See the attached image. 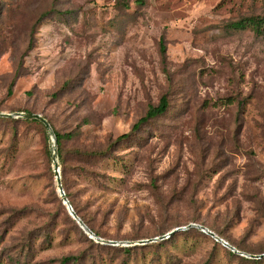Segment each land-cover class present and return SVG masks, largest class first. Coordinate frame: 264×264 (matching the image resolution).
<instances>
[{
  "label": "rangeland",
  "instance_id": "rangeland-1",
  "mask_svg": "<svg viewBox=\"0 0 264 264\" xmlns=\"http://www.w3.org/2000/svg\"><path fill=\"white\" fill-rule=\"evenodd\" d=\"M142 1L0 0V113L72 134L66 191L113 243L56 200L52 133L0 117V264H264L184 229L264 255V24L234 28L264 0Z\"/></svg>",
  "mask_w": 264,
  "mask_h": 264
},
{
  "label": "trees",
  "instance_id": "trees-1",
  "mask_svg": "<svg viewBox=\"0 0 264 264\" xmlns=\"http://www.w3.org/2000/svg\"><path fill=\"white\" fill-rule=\"evenodd\" d=\"M143 1L142 0H139V4H142ZM263 19H259V18H249V19H246L245 21L241 20L237 23L234 24V28H237V29H245L246 27L248 26H252L253 30L255 33L259 34L261 33V26L264 24V21H262ZM164 47L161 46V52L163 53L164 52ZM13 84V82H12ZM12 86V85H11ZM10 86V88L8 89V95L11 94V90H12V87ZM169 107V101L167 99L166 96H162L159 100V103L157 106H150L148 109H147V112L145 113V115L140 118L138 120V122L136 124H134L132 126V129L129 133L127 134H122L120 136H118L116 139H115V142L112 143V145H110L108 147V149L104 150V151H100L98 153H95L96 155L100 156V157H106L109 150L115 145V144H120L126 140H129L130 137L132 136L133 133H135L142 125L148 123L149 121L153 120V119H156L158 117H161L163 116L166 112H167V109ZM44 118V117H43ZM45 119V118H44ZM1 120H5V119H1ZM26 122H30V123H36V124H39L43 129H45L46 127L38 122V121H35V120H26ZM48 122V121H47ZM49 123V122H48ZM50 125V124H49ZM53 132V135L56 139V144H57V153H58V159H59V162H60V166L62 168V162H63V159H62V142L64 140H69L71 137H72V134L71 133H67V134H60L56 131H52ZM55 177V175H54ZM60 181H61V185H62V188H63V191L65 193V196L66 198L68 199L73 211L75 212V214L80 218V220L88 227V229H90V231H92L96 236L100 237L99 233L96 232L94 230V228L91 226V221H90V218L88 217L87 213H85V211L81 208L78 207V205H76L71 199H70V195L67 193L66 191V177H65V172L63 171V168H62V175L60 177ZM56 188V187H55ZM54 194H55V197H56V200L59 202V204L61 205V207L64 209V205L62 204V201L60 199V197L57 196V194L55 193V189H54ZM66 209V207H65ZM67 218L69 219V221L71 223H73V225L75 227H79L76 222L67 214L66 215ZM81 230V229H80ZM82 231V230H81ZM83 232V231H82ZM174 234V233H173ZM88 237V236H87ZM89 239V238H88ZM91 240V239H90ZM263 258V257H262ZM255 259V263H259V261L262 259ZM71 260V258L67 257V258H63L60 262V264H67L69 261Z\"/></svg>",
  "mask_w": 264,
  "mask_h": 264
},
{
  "label": "water",
  "instance_id": "water-1",
  "mask_svg": "<svg viewBox=\"0 0 264 264\" xmlns=\"http://www.w3.org/2000/svg\"><path fill=\"white\" fill-rule=\"evenodd\" d=\"M0 117L1 118L35 120V121H38V122L42 123L46 127V129L49 130L52 133V137L53 138L49 137L50 138V142H51L50 158H51V162H52V170H53V173L55 175L56 192L59 195V197H60V199L62 201V204L66 207L68 215L76 222V224L79 226V228L83 231V233L85 235L88 236L89 239L94 240L95 242L102 243V244H113L110 241H106V240L101 239L100 237L96 236L92 231H90V229H88V227L75 214V212L73 211L68 199L66 198L65 193H64L63 188H62V185H61V181H60L56 139H55V137L53 135L52 129H51L49 123L47 122V120L44 119L39 114L22 113V112H16V113H13V114L0 113ZM192 227L200 229V231L202 233H206L211 238H213L216 242L222 243L224 246H227L228 249L232 253L239 254V255H244V256L250 257L251 259H260V258L264 257V255L252 256V255H246V254L240 253L234 247L230 246L228 243L223 241L221 238H219L213 232L209 231L207 228H205L203 226L190 224L184 229H189V228H192ZM178 230L179 229L170 232L167 236L172 235L174 232H176ZM167 236L166 237H161L159 239L167 238ZM154 240H158V239H154Z\"/></svg>",
  "mask_w": 264,
  "mask_h": 264
},
{
  "label": "bare ground",
  "instance_id": "bare-ground-1",
  "mask_svg": "<svg viewBox=\"0 0 264 264\" xmlns=\"http://www.w3.org/2000/svg\"><path fill=\"white\" fill-rule=\"evenodd\" d=\"M206 234V233H205ZM223 247L228 248L227 246H224L222 243H220Z\"/></svg>",
  "mask_w": 264,
  "mask_h": 264
}]
</instances>
